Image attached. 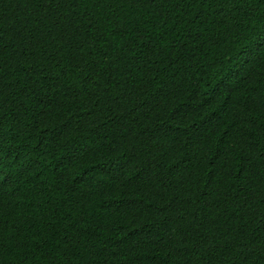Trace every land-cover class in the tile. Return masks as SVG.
Masks as SVG:
<instances>
[{
  "label": "trees",
  "instance_id": "1",
  "mask_svg": "<svg viewBox=\"0 0 264 264\" xmlns=\"http://www.w3.org/2000/svg\"><path fill=\"white\" fill-rule=\"evenodd\" d=\"M0 264H264V0H0Z\"/></svg>",
  "mask_w": 264,
  "mask_h": 264
}]
</instances>
